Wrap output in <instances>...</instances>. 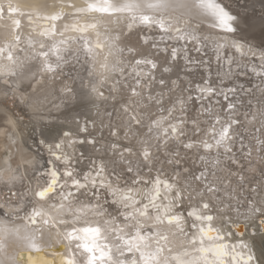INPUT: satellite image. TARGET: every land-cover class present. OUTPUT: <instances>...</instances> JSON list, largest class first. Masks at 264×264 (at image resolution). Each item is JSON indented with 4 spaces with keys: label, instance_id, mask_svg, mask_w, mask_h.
I'll return each instance as SVG.
<instances>
[{
    "label": "snow or ice",
    "instance_id": "1",
    "mask_svg": "<svg viewBox=\"0 0 264 264\" xmlns=\"http://www.w3.org/2000/svg\"><path fill=\"white\" fill-rule=\"evenodd\" d=\"M0 124V264H264V0H0Z\"/></svg>",
    "mask_w": 264,
    "mask_h": 264
},
{
    "label": "bare ground",
    "instance_id": "2",
    "mask_svg": "<svg viewBox=\"0 0 264 264\" xmlns=\"http://www.w3.org/2000/svg\"><path fill=\"white\" fill-rule=\"evenodd\" d=\"M19 103V102H18ZM16 111H21V107H17L16 108ZM8 116L11 117V110H9L8 112ZM14 119V117H12ZM2 128H3V125L0 124V147H2L3 145V134H2Z\"/></svg>",
    "mask_w": 264,
    "mask_h": 264
}]
</instances>
